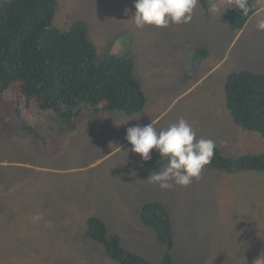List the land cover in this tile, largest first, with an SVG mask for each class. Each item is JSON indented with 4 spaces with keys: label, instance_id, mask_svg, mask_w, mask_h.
<instances>
[{
    "label": "rangeland",
    "instance_id": "obj_1",
    "mask_svg": "<svg viewBox=\"0 0 264 264\" xmlns=\"http://www.w3.org/2000/svg\"><path fill=\"white\" fill-rule=\"evenodd\" d=\"M249 1L261 10L237 31L226 17L236 9H225L229 0H199L190 23L142 30L131 19L134 0H58L53 25L84 20L97 62L107 53L130 52L146 105L133 116L101 114L66 132L58 149L40 136L63 127V119L34 113L27 120L39 135L29 128L19 132L13 117H6L15 105H0V127L11 123L0 128V264H119L101 245L80 238L93 214L124 247L156 262L163 247L139 221L140 206L150 200L171 214L175 264H254L264 257V171L205 167L191 185L161 190L147 179L167 158L146 171L153 158L142 161L125 139L129 127L153 123L161 130L183 117L197 139L213 140L224 156L264 151L258 133L231 120L224 91L234 71L264 72V32L256 28L264 0ZM199 46L207 55H194ZM121 119L133 121L125 125ZM139 166L143 175L135 170ZM34 215L39 222H32Z\"/></svg>",
    "mask_w": 264,
    "mask_h": 264
},
{
    "label": "trees",
    "instance_id": "obj_2",
    "mask_svg": "<svg viewBox=\"0 0 264 264\" xmlns=\"http://www.w3.org/2000/svg\"><path fill=\"white\" fill-rule=\"evenodd\" d=\"M57 1H0V105H15L6 117H13L19 132L33 130L27 118L34 113L51 112L63 119V127L51 128L52 134L40 136L48 143L56 142L58 149L66 132H76L101 114H139L145 107V95L130 52L107 53L97 62L99 54L84 20H75L67 28L53 25ZM249 3L247 15L238 8L226 11L233 29L240 30L257 11V3ZM207 53L202 46L194 47L195 56ZM224 91L231 120L264 139V72L234 71L225 80ZM2 111L0 108V116ZM10 126V121L4 120L0 128ZM33 131L39 135L37 129ZM161 162L163 158L157 154L146 171ZM205 167L227 173L264 171V151L224 156L216 146L211 164ZM170 215L158 200L145 202L139 209V221L153 231L163 247L156 262L124 247L119 235L108 232L106 223L94 214L86 218L80 238L101 245L119 264H175Z\"/></svg>",
    "mask_w": 264,
    "mask_h": 264
},
{
    "label": "clouds",
    "instance_id": "obj_3",
    "mask_svg": "<svg viewBox=\"0 0 264 264\" xmlns=\"http://www.w3.org/2000/svg\"><path fill=\"white\" fill-rule=\"evenodd\" d=\"M198 4L199 0H134L135 13L131 19L139 30L146 26L166 28L184 25L192 21ZM233 6L243 10V15L251 11L249 0H229V6L225 9ZM260 10L257 8V11ZM213 11H219V7L214 5ZM256 28L264 32V19L257 21ZM139 81L145 95L142 81ZM125 139L132 145L131 151L139 154L144 162L152 159L151 152L154 149L161 158H167L164 167L150 174L147 179L161 190H170L174 186L187 187L194 179L198 180L205 166L211 164L216 149L213 140L203 137L197 139L196 130L183 117L161 130H157L153 123L129 127ZM40 219V215H34L32 222L37 223ZM254 264H264V257Z\"/></svg>",
    "mask_w": 264,
    "mask_h": 264
},
{
    "label": "crops",
    "instance_id": "obj_4",
    "mask_svg": "<svg viewBox=\"0 0 264 264\" xmlns=\"http://www.w3.org/2000/svg\"><path fill=\"white\" fill-rule=\"evenodd\" d=\"M142 84H143V82H142ZM143 88H144V91H145V87H144V84H143ZM146 95V94H145ZM128 116H130V115H128ZM131 116H133V115H131ZM131 118H134V117H131ZM131 121H128V120H126V119H121V122L123 123V124H127L128 122H132L133 120L132 119H130ZM157 154L159 155V152H156V153H153L151 156H152V158L153 159H155L156 157H157ZM157 162V161H156ZM162 163V162H161ZM143 168V166H139L138 167V169H135L136 171H137V173L138 174H140V175H143V174H141V169Z\"/></svg>",
    "mask_w": 264,
    "mask_h": 264
}]
</instances>
